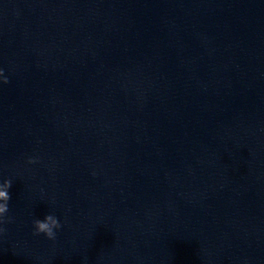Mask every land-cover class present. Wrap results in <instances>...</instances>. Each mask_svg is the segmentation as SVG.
I'll return each instance as SVG.
<instances>
[{"label":"clouds","instance_id":"clouds-1","mask_svg":"<svg viewBox=\"0 0 264 264\" xmlns=\"http://www.w3.org/2000/svg\"><path fill=\"white\" fill-rule=\"evenodd\" d=\"M0 77H3V83H9L8 78L3 76V70L0 69ZM28 163H36V160L29 159ZM12 187L11 180H4L2 184H0V224H3L5 221L4 217L6 213L9 211V201L11 199L10 196V188ZM34 227V235L43 234L50 240H55L57 229L61 228V224L59 220L52 214H46L44 218L36 219L33 221ZM4 231V229H0V232Z\"/></svg>","mask_w":264,"mask_h":264}]
</instances>
